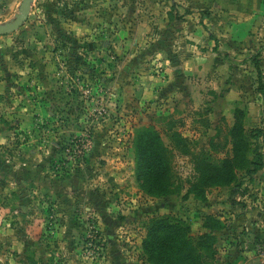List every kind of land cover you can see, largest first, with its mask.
<instances>
[{
    "label": "rangeland",
    "instance_id": "rangeland-1",
    "mask_svg": "<svg viewBox=\"0 0 264 264\" xmlns=\"http://www.w3.org/2000/svg\"><path fill=\"white\" fill-rule=\"evenodd\" d=\"M21 1L0 0V25ZM256 61L264 84V0H35L0 36V264H152L166 217L215 239L210 264H264V168L202 193L191 158L264 128ZM146 132L171 195L142 188Z\"/></svg>",
    "mask_w": 264,
    "mask_h": 264
},
{
    "label": "trees",
    "instance_id": "trees-1",
    "mask_svg": "<svg viewBox=\"0 0 264 264\" xmlns=\"http://www.w3.org/2000/svg\"><path fill=\"white\" fill-rule=\"evenodd\" d=\"M254 66L258 75L257 93L264 99L259 63L256 61ZM228 136L230 156L217 161L203 154L191 156L198 173L193 191L199 189L203 193L207 188L230 187L237 181V171H243L251 178L264 168L259 150L256 147L251 150V142L264 137V128L246 133L242 125L236 122ZM182 143L183 141L180 142ZM166 152L160 137L155 133L146 132L136 143L137 157L146 173L142 188L148 195L156 198L173 194L170 188V160ZM249 154L252 155L250 159ZM238 187H241L240 184ZM171 221L169 217L150 221L147 237L143 242L147 261L152 264H210L217 261L212 248L215 242L212 236H200L194 244L193 239L188 237V228Z\"/></svg>",
    "mask_w": 264,
    "mask_h": 264
},
{
    "label": "water",
    "instance_id": "water-1",
    "mask_svg": "<svg viewBox=\"0 0 264 264\" xmlns=\"http://www.w3.org/2000/svg\"><path fill=\"white\" fill-rule=\"evenodd\" d=\"M35 0H22L18 14L8 24L0 25V36H9L16 33L27 22Z\"/></svg>",
    "mask_w": 264,
    "mask_h": 264
}]
</instances>
